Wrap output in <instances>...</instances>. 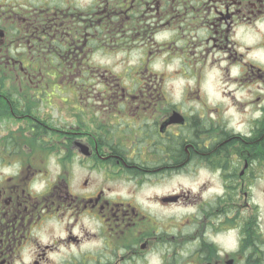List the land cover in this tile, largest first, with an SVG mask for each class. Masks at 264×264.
Masks as SVG:
<instances>
[{"label": "flooded vegetation", "instance_id": "flooded-vegetation-1", "mask_svg": "<svg viewBox=\"0 0 264 264\" xmlns=\"http://www.w3.org/2000/svg\"><path fill=\"white\" fill-rule=\"evenodd\" d=\"M18 1L0 0V29L5 35L24 33L28 53L30 42L40 49L49 42H61L66 48L57 54L58 65H78L77 56L86 42L73 43L67 26L76 18L73 12L62 10L57 2L50 6L21 0L28 4L17 6ZM95 18L109 21H98L96 27ZM90 26L124 35L122 40H129L126 34L135 35L145 45H167L168 40L156 39L161 32L201 30L206 44L201 41L194 46L216 50V41L228 45V36L239 29L264 34V0H95ZM218 34L220 40L215 38ZM7 46L6 39H0V65L22 69L35 62L9 56ZM237 46L247 49V45ZM248 48L264 50V41ZM243 65L248 66L247 74L255 75L253 80L258 77L255 82L260 86L249 94L250 100L245 97L239 104L249 117L242 126L243 120L231 124L222 116L227 112L222 108L176 106L154 91L118 92L116 106L90 115L91 120L100 121L99 131L91 129L90 138L82 142L65 136L67 153L59 150L58 176L40 190L35 187L36 173L42 174L43 165L32 154L18 150L19 143L7 127L0 137V163L1 169L13 168L0 171V264H264V209L257 200L264 182V68L249 60ZM26 78L31 82L35 77ZM14 95L12 91L0 93V129L13 124L16 111L25 112L18 116L21 120L28 116V108L14 107ZM29 98L25 94L28 103ZM55 130L57 134L62 131ZM80 143L86 146L88 153L83 156L90 170L97 167L106 180H125L141 188L150 180L173 176L195 178L203 173L210 178L156 197L158 206L178 208L177 214L167 215L165 223L159 222L151 212L109 197L103 189L73 192L70 159L73 151L80 153ZM261 194L264 198V188ZM80 205L86 214L97 216L96 233L90 237V231L83 236L72 229L64 233L62 225L59 236L40 238L43 220L52 216L48 212L59 223L65 213L75 215ZM89 239L98 245L79 250Z\"/></svg>", "mask_w": 264, "mask_h": 264}, {"label": "rangeland", "instance_id": "rangeland-1", "mask_svg": "<svg viewBox=\"0 0 264 264\" xmlns=\"http://www.w3.org/2000/svg\"><path fill=\"white\" fill-rule=\"evenodd\" d=\"M94 1H35V4L43 2L50 4V6H56L57 2L62 10L66 9L68 13L75 12L76 18L74 21L68 22L67 25L71 33L70 36L73 37V43L76 41L79 44L83 41L86 42L83 53H79L77 56L76 62L79 64L75 69L79 73H76L74 77L54 79L46 75L41 76L38 82L45 86L47 93L35 91L34 83L28 85L31 87L30 92L33 96H38L40 99L35 101L37 104L34 107V114L39 117L35 120L46 126L47 139L36 142L35 147H30L28 143L25 144L24 133H21L19 126L22 124L24 127L29 126L30 123L26 119L22 122L14 120L13 124H4L0 129V137H2L7 133V127H9L8 132L12 133L16 143H19L18 148L21 153L24 155L33 153L31 156L36 161L40 160L39 164H41L40 166L43 165L41 167L43 172L42 174L40 171L36 173L38 180L35 187L37 190H40L47 181L53 182L58 176L60 168L57 160L61 159V155H58L60 154L59 150L62 151L61 154L67 153L66 150H63L67 148L65 141L68 138L65 136L78 137L79 142H82L80 140L90 138L87 133H90L91 129L99 131L100 121L97 118H94L95 121L91 120L90 115L92 113L98 115L102 109L106 113L107 110L116 106L120 101L118 92L142 90L151 93L154 91L173 101L176 106L192 107V109L194 107L205 108V106L206 109L218 107L221 110L222 108L227 111L222 116L230 120L231 124H234L236 120H243L240 125L242 126L249 117L248 114L244 113L243 106L241 108L239 104L245 97L250 100L249 94H255L260 86L258 82H255L258 77L253 80L255 75H252L251 72L247 74L249 69L248 66L243 65V62L249 60L264 68V50H248V46L250 47L254 42L264 41V34L245 32L243 29H239L235 34H228L229 41L226 43L228 45L216 41L218 44L216 50H202L199 46L194 45L201 41L206 44L204 31H179L176 34L166 31L156 35V39L159 42L168 40L167 45H161L162 43L145 45L142 39L137 42L135 35L126 34L125 38H129V40H122L124 35L110 34L95 28L98 21L106 23L109 19L99 18L97 21L95 18V26L92 28L90 26V7ZM18 2L21 3L16 2L17 6L28 4V2L23 4L21 0ZM6 7L12 10V7ZM81 18L86 19L89 24H80L81 21L78 22V19ZM73 32L77 33L74 35ZM77 34H80V37ZM23 35L24 33L18 35L16 43L26 44V37ZM97 38L99 45H96L95 42ZM215 38L220 40V34L215 35ZM238 43L242 46L247 45V49L238 47ZM30 44V53L27 52L28 48H25V54H28L26 56L30 60H36L33 66L44 68V74L53 73V70L50 71L52 69L50 61L44 57L47 55L50 58L53 55L51 50L54 49V46L51 44L54 43L46 44L42 49L38 47L40 50L37 49L35 52L32 50L35 43L30 42ZM86 72L89 73L86 74ZM25 82L22 75H18V71H16L12 83L18 86L21 83L26 84ZM182 101L185 103L183 104ZM227 107L229 109L226 110ZM234 108L240 111L239 114L234 113ZM240 126L238 127L240 128ZM55 129L62 131L57 134L58 131ZM38 145L39 147L44 146V153L38 151ZM72 154L69 186L73 192L83 194L84 192L92 193L98 189H103L107 196L131 202L137 208L140 207L144 211L151 212L159 222L162 221L163 223L171 212L177 214L178 208L160 207L157 205L160 203L155 202L156 197L163 196L171 189H177L179 186L193 187L196 183L203 182L205 178H210L209 174L206 176L203 173L195 178H186L185 175L173 176L171 180L166 179L168 182L165 179L156 182L150 180L141 188H136L125 180H106L102 176V171L97 170V167L92 171L90 170L89 163L85 161L83 153L73 151ZM13 164L17 166V161L15 160ZM1 166L0 163V171L3 170L4 173L10 172L13 168L7 166L1 169ZM41 177L43 179H40ZM259 188L260 195H262L261 190L264 188V182H261ZM260 195H258L257 200L264 209V198ZM48 213L52 216L47 217L46 221L44 219L40 226L41 235L39 236L42 240L59 236L62 225L64 233L67 229H72L78 236H83L87 231H90L88 235L90 237L91 234L99 230L97 216L93 217L91 214H86L82 205L79 206L73 216L65 213L59 223L54 218L55 214ZM89 242L90 239L83 244V247L80 244L79 250H87L88 248L90 250L98 245V242ZM150 258L155 259L153 255Z\"/></svg>", "mask_w": 264, "mask_h": 264}, {"label": "trees", "instance_id": "trees-1", "mask_svg": "<svg viewBox=\"0 0 264 264\" xmlns=\"http://www.w3.org/2000/svg\"><path fill=\"white\" fill-rule=\"evenodd\" d=\"M73 14H74V12H73ZM79 21H81L80 24H83V23L85 25L89 24V22H87L86 19L83 20V18H81L80 20L78 19V22ZM77 36L80 37V34H77ZM15 37L18 39V35H15ZM90 39H91V37H90ZM98 40H99L98 38L95 40L96 45H99ZM51 43H53V42H49V43H47V45H50ZM51 45L54 46V49L51 50V51H53L52 52L53 55H51L49 59L51 61L57 60V58H58L57 54L58 53H62V51L60 52V50L63 49V48L65 49L66 47H64L63 43H61V42H57V43H54V44H51ZM37 49H38V46L37 47H33L32 50L35 52V51H37ZM41 49H42V47H41ZM17 55L18 56H23L24 53L20 52ZM31 62H32V60H31ZM44 67H46V66H44ZM51 67H52V69H50V71L53 70V73H51V74L46 73L45 75H54L55 72L57 74H59L60 71L63 70V69H65V73L66 74H68L70 71H72L74 75L76 73H79V71L77 69H75V67H77V65H75L74 67H65V66H58V65H55L53 63V64H51ZM30 68L32 70L36 71L35 72L36 74L37 73H41V74L44 73L43 72L44 68H42V67L38 68V67H34L33 65H31ZM16 71H18L17 67L12 68V70H11V68L8 67V66L0 65V93L7 94L8 91L14 92V94H15L14 95V107L15 108H22V107L28 108V111H27L28 112L27 113L28 116H23V118H24V120L26 119L30 124L27 127H24V125L22 124V125L19 126V129H20L21 133H24V135H23L24 143L25 144L26 143L30 144V147H35L36 142L45 141L44 138L47 139V136H44V134H45V131H46V135H48V131H47L46 128H44V127L42 128V124H40L39 122H37L35 120V118L39 119V117H37L34 114L35 113L34 107L37 104L35 101L39 100V99L36 98V100H35V99H33L32 95H30V98H29L30 102L29 103L26 102L28 100V96L30 94L29 92H30L31 87L28 86V85H19V86H17V85H14L13 83H11V80H12L13 76L16 74ZM88 73L89 72H86V74H88ZM18 75H20L19 72H18ZM82 75H83V73H82ZM39 77L40 76H38V78ZM49 77H51V76H49ZM84 83L86 84V82H84ZM39 87L40 86L38 85L36 87V90H38ZM38 91H42V89L40 88ZM25 94L27 96V100H25ZM18 96H20V97H18ZM24 113L25 112H17V111L15 112V114H16V116L18 118L17 119L18 122L24 121V120H21L22 117H20V118L18 117V116H20V115H22ZM38 147H39V145H38ZM42 147H44V146H42ZM38 149H41V148H38ZM32 150L34 151L35 149H32Z\"/></svg>", "mask_w": 264, "mask_h": 264}, {"label": "water", "instance_id": "water-1", "mask_svg": "<svg viewBox=\"0 0 264 264\" xmlns=\"http://www.w3.org/2000/svg\"><path fill=\"white\" fill-rule=\"evenodd\" d=\"M3 35V33L0 31V36H2Z\"/></svg>", "mask_w": 264, "mask_h": 264}]
</instances>
